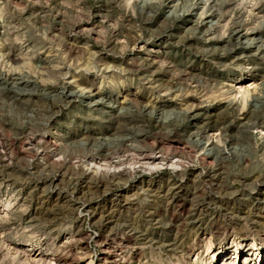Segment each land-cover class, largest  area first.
<instances>
[{
  "label": "rangeland",
  "instance_id": "374dc122",
  "mask_svg": "<svg viewBox=\"0 0 264 264\" xmlns=\"http://www.w3.org/2000/svg\"><path fill=\"white\" fill-rule=\"evenodd\" d=\"M0 264H264V0H0Z\"/></svg>",
  "mask_w": 264,
  "mask_h": 264
},
{
  "label": "bare ground",
  "instance_id": "6f19581e",
  "mask_svg": "<svg viewBox=\"0 0 264 264\" xmlns=\"http://www.w3.org/2000/svg\"><path fill=\"white\" fill-rule=\"evenodd\" d=\"M72 94V93H71ZM125 145V144H124ZM113 153V152H112ZM117 158V157H116ZM140 159V158H139ZM142 160H143V163H144V161H147V162H150V161H155V157H152V156H145V157H143L142 158ZM157 161V160H156ZM139 163V162H138ZM97 165V164H96ZM159 165V164H158ZM116 167V166H115ZM139 167V166H138ZM118 172H119V170H118ZM123 173V172H122ZM115 261V260H114Z\"/></svg>",
  "mask_w": 264,
  "mask_h": 264
}]
</instances>
